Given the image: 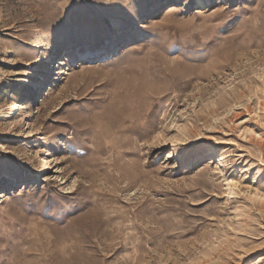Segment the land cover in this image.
Listing matches in <instances>:
<instances>
[{"label": "rangeland", "instance_id": "374dc122", "mask_svg": "<svg viewBox=\"0 0 264 264\" xmlns=\"http://www.w3.org/2000/svg\"><path fill=\"white\" fill-rule=\"evenodd\" d=\"M0 264H264V0H0Z\"/></svg>", "mask_w": 264, "mask_h": 264}, {"label": "snow or ice", "instance_id": "6c2138e0", "mask_svg": "<svg viewBox=\"0 0 264 264\" xmlns=\"http://www.w3.org/2000/svg\"><path fill=\"white\" fill-rule=\"evenodd\" d=\"M129 14H131V13H129Z\"/></svg>", "mask_w": 264, "mask_h": 264}]
</instances>
